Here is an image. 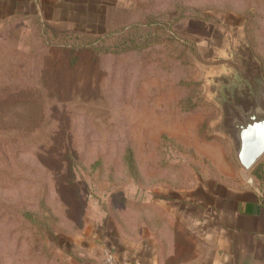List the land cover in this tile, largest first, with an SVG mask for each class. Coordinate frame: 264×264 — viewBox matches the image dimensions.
<instances>
[{
	"label": "rangeland",
	"instance_id": "obj_1",
	"mask_svg": "<svg viewBox=\"0 0 264 264\" xmlns=\"http://www.w3.org/2000/svg\"><path fill=\"white\" fill-rule=\"evenodd\" d=\"M58 3L0 16V264H198L197 199L240 170L213 78L230 36L264 76V0Z\"/></svg>",
	"mask_w": 264,
	"mask_h": 264
},
{
	"label": "crops",
	"instance_id": "obj_2",
	"mask_svg": "<svg viewBox=\"0 0 264 264\" xmlns=\"http://www.w3.org/2000/svg\"><path fill=\"white\" fill-rule=\"evenodd\" d=\"M59 1L0 0V16L24 11L44 17L47 9L65 7ZM73 1L85 8L96 6L98 0H66V7H73ZM217 164L226 176L214 180L207 194L197 199L201 211L197 227L206 228L210 244L198 264H264V155L248 172L223 159ZM257 165L260 176L253 174ZM156 258L141 256L136 264H156Z\"/></svg>",
	"mask_w": 264,
	"mask_h": 264
},
{
	"label": "water",
	"instance_id": "obj_3",
	"mask_svg": "<svg viewBox=\"0 0 264 264\" xmlns=\"http://www.w3.org/2000/svg\"><path fill=\"white\" fill-rule=\"evenodd\" d=\"M227 41L218 62L223 71L213 78L220 109L216 128L230 141L240 170L248 172L264 155V76L244 40Z\"/></svg>",
	"mask_w": 264,
	"mask_h": 264
},
{
	"label": "trees",
	"instance_id": "obj_4",
	"mask_svg": "<svg viewBox=\"0 0 264 264\" xmlns=\"http://www.w3.org/2000/svg\"><path fill=\"white\" fill-rule=\"evenodd\" d=\"M44 26V24H42ZM50 29V28H48ZM47 29V30H48ZM126 33V27H121L117 30H115L113 33L105 36V37H99V38H93L94 40V43H98V42H105V43H108L109 40H115L116 38L118 39H121L123 38L122 35ZM56 36L58 37L61 36L59 39L61 40V42L65 43L66 45H70V41L71 40H77V39H86L85 36H78V35H70V34H67V32H63V31H58L55 33ZM258 169H259V165H257L254 170H253V174L257 175V176H260L258 175Z\"/></svg>",
	"mask_w": 264,
	"mask_h": 264
},
{
	"label": "built area",
	"instance_id": "obj_5",
	"mask_svg": "<svg viewBox=\"0 0 264 264\" xmlns=\"http://www.w3.org/2000/svg\"><path fill=\"white\" fill-rule=\"evenodd\" d=\"M105 264H114V257L110 251H105L104 253Z\"/></svg>",
	"mask_w": 264,
	"mask_h": 264
}]
</instances>
